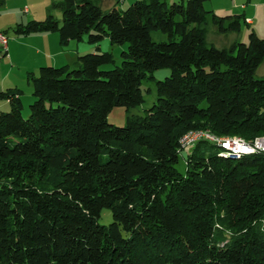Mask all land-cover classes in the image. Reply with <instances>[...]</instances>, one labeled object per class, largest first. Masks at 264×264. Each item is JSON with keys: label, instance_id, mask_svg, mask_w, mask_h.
Wrapping results in <instances>:
<instances>
[{"label": "trees", "instance_id": "1", "mask_svg": "<svg viewBox=\"0 0 264 264\" xmlns=\"http://www.w3.org/2000/svg\"><path fill=\"white\" fill-rule=\"evenodd\" d=\"M108 1L105 10L104 0H63L61 22L13 29L57 33L63 46L87 37L128 48L119 66L98 48L74 67L31 74L28 118L22 91L0 93L10 102L0 114V264H264V153L232 156L202 139L178 169L184 134L264 135V38L251 30L229 49L209 44L211 24L220 35L247 24L206 10L210 0L126 10ZM159 69L171 74L156 82L154 106L109 124L114 108L144 103L142 85Z\"/></svg>", "mask_w": 264, "mask_h": 264}, {"label": "crops", "instance_id": "2", "mask_svg": "<svg viewBox=\"0 0 264 264\" xmlns=\"http://www.w3.org/2000/svg\"><path fill=\"white\" fill-rule=\"evenodd\" d=\"M57 1L58 0H0V32L6 33L9 38L8 55L1 53L0 48V93L13 91L12 94L20 96L19 91H22L23 95L21 96V100L23 102V98L25 97L23 86L27 83V85L32 88V84L29 79L31 74L36 76L42 67L47 66L63 67L68 65L70 67H74L77 65L78 58L80 56L92 51V49L87 46L83 48L80 47L82 42H84L83 40L81 43L79 42L76 45V56L74 57L72 64H65L64 62L58 61L61 59V56L64 55L63 52L66 50L64 48H60L61 43L57 33H38L28 36L12 35L13 29L19 24H27L32 20L43 21V19L45 20L49 17L53 11L52 8ZM121 1L124 0H120V2ZM127 1L128 0H125L124 2L127 3ZM135 1L138 0H129L128 5ZM178 1L181 0H167L169 3ZM106 2H108V0H106ZM263 3L264 2L262 1L261 4H251L250 9L257 11L261 6H264ZM113 4L114 3H111L110 6ZM208 9L210 11H215L211 7ZM119 10H121V8H119ZM248 15H250V13ZM250 17L251 16H249V18L246 17L249 30L251 29L257 34L255 21ZM240 33L241 31L239 33L222 35L231 36L230 41H227V39L224 40V43L231 44H228V47L221 49H229L234 43L240 42L237 35ZM73 42L75 41L69 43L70 46H72ZM4 57L9 58H7L8 64L1 60V58ZM5 66L8 67L4 70ZM9 110L10 102L8 100H4L0 103V111L7 112Z\"/></svg>", "mask_w": 264, "mask_h": 264}, {"label": "rangeland", "instance_id": "3", "mask_svg": "<svg viewBox=\"0 0 264 264\" xmlns=\"http://www.w3.org/2000/svg\"><path fill=\"white\" fill-rule=\"evenodd\" d=\"M44 1H46V0H44ZM62 1L63 0H58L56 3H60ZM104 1H106V0H104ZM124 1H121L120 3L117 4V7L121 8V10H126L130 6V4L128 5L129 0L127 1V3ZM262 1L264 2V0H253V1L252 0H210L205 4V9L210 11L208 8L211 7L215 10L214 12L220 16H227V15H234V14L243 15L245 13L244 14L245 18L246 17L249 18V16H251L250 18H253V20L255 21V29L257 31L258 37L264 38V6H261L259 8V10H257V11L250 9L251 4H254V5H255V3L261 4ZM110 5H111V3L108 1L104 4H102V7L106 10L107 8L110 7ZM242 6H245V7H242ZM52 10L53 11L50 15H52L56 20L61 22L62 18H63L62 11L60 9L54 8V6H53ZM249 13H250V15H248ZM250 32H251V29L249 30L248 25L245 23V20L243 19L242 20L241 33L237 34L240 42H247L248 41V35ZM0 35L7 38V41H8L7 50L6 51L1 50V53L8 55L9 38H8L6 33L0 32ZM12 35H14V33ZM230 37L231 36H222V35L218 34L216 27L213 26L212 24L208 27V32H207L208 42H209V44H212L219 49L220 48H226L231 44V43L230 44L224 43V40H226V39H227V41H230ZM152 39L155 42H165V41H167V36L161 32H153ZM77 43H79V42H73L72 46H70V44H68L64 47H63V45L62 46L60 45V48H64L66 51L63 52L64 53L63 56H61L59 54L61 56V59H59L58 61L64 62L65 64L66 63L72 64L74 57L76 56V52H75L76 49L75 48H76ZM86 46L92 49V51L88 52V53H92V52L95 53V52H97L98 48H100V52L112 53L114 56V59L116 61V65H118V66L121 64V53L126 51L128 48L127 44H125V45L112 44L109 38H105L99 44H89L87 37H85L84 42H82L80 47L83 48ZM7 58L8 57H4V58H1V60H3L5 63L8 64ZM7 67L5 66L4 70L7 69ZM38 74L39 73H37L36 76H38ZM170 74H171V72L169 69H159V70L155 71L153 73L154 79L149 80V81H145L142 85L144 103L140 106H137L136 108H131V109H126L123 107L114 108L107 116V120H108L109 124H112V125L117 126V127H124L127 123L128 118H130L132 116H143L145 114V112L148 111L149 109H151L157 101L156 82L165 80L167 77L170 76ZM257 78H263L264 79V63L260 66V68L257 71ZM23 87H24L23 89L25 91V97L23 98V104H24L23 116H24V118H28V116L30 115L29 107L34 102V98L32 96L33 88L29 87L27 85V83ZM3 101L4 100L0 99V103H2ZM9 111H7V112H9ZM1 112H4V111H0V114H1ZM184 136H186V134H184L181 138H183ZM260 137H264V135L259 136V138ZM239 138H242V137H239ZM191 151H192V148H188L181 155L180 163L178 165V169L181 172H185V170H186L185 159L191 153ZM112 221H113V217H112L111 211L108 209H104L102 212L101 218L99 220V224L107 226L110 223H112Z\"/></svg>", "mask_w": 264, "mask_h": 264}, {"label": "built area", "instance_id": "4", "mask_svg": "<svg viewBox=\"0 0 264 264\" xmlns=\"http://www.w3.org/2000/svg\"><path fill=\"white\" fill-rule=\"evenodd\" d=\"M7 38L0 35V47L1 50H7ZM199 137H210L209 132H197V134L188 135L183 138L182 148H188L193 145V142H197ZM212 139V138H211ZM216 145H218L223 152H238L242 153L244 150H263L264 151V137L255 138L253 142L242 143L239 142V137L235 139H227V137H219V139H212Z\"/></svg>", "mask_w": 264, "mask_h": 264}, {"label": "bare ground", "instance_id": "5", "mask_svg": "<svg viewBox=\"0 0 264 264\" xmlns=\"http://www.w3.org/2000/svg\"><path fill=\"white\" fill-rule=\"evenodd\" d=\"M198 132H204V131H198ZM193 134H197V132H190V133L186 134V136L193 135ZM186 136H184L183 138H185ZM183 138L181 139V142H180L181 146H183ZM211 138L212 139H219V138H216V137H214L213 135L210 134V137H199L197 142L199 140H202V139H208V140L214 142ZM235 138L234 137H232V138L228 137L227 139H235ZM197 142H193V144H195ZM239 142L248 143V142H246L245 140H243L241 138H239ZM228 153L230 155H232V156H240V155H249V154H253V153H264V151L263 150H244L242 153H238V152H228Z\"/></svg>", "mask_w": 264, "mask_h": 264}]
</instances>
